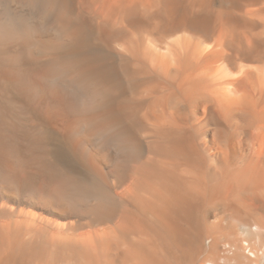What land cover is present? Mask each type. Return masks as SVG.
Listing matches in <instances>:
<instances>
[{
	"label": "bare ground",
	"instance_id": "1",
	"mask_svg": "<svg viewBox=\"0 0 264 264\" xmlns=\"http://www.w3.org/2000/svg\"><path fill=\"white\" fill-rule=\"evenodd\" d=\"M0 264H264V0H0Z\"/></svg>",
	"mask_w": 264,
	"mask_h": 264
}]
</instances>
